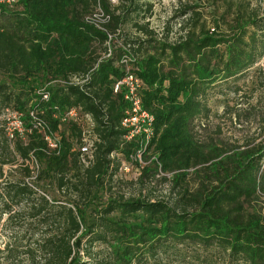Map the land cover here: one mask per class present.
Segmentation results:
<instances>
[{
    "label": "trees",
    "instance_id": "trees-1",
    "mask_svg": "<svg viewBox=\"0 0 264 264\" xmlns=\"http://www.w3.org/2000/svg\"><path fill=\"white\" fill-rule=\"evenodd\" d=\"M109 1L0 6V221L8 217L3 226L12 237L0 247V264H177L184 246L197 249L200 264H264V208L251 211L264 197V144L225 156L212 167L210 187L192 196L186 190L177 206L98 197L111 191L119 156L145 153L142 137L128 141L120 128L127 103L114 94V85L127 68L146 84L142 106L153 116L156 134L165 128L157 149L163 167L209 163L212 157L203 160L191 125L208 118V99L238 94L264 75V9L246 4L227 32H191L175 43L135 25L150 38L118 47L110 35L116 37L143 7L118 0L116 10L122 6L123 13L116 15ZM100 5L111 15L104 30L87 22ZM87 76L81 87L68 85L72 77ZM71 108L96 124L99 141L89 167L82 164L76 126L62 125L56 154L32 118L41 112L57 131L54 116ZM9 112L19 115L21 131L10 128ZM97 245L105 253L94 254Z\"/></svg>",
    "mask_w": 264,
    "mask_h": 264
},
{
    "label": "rangeland",
    "instance_id": "rangeland-1",
    "mask_svg": "<svg viewBox=\"0 0 264 264\" xmlns=\"http://www.w3.org/2000/svg\"><path fill=\"white\" fill-rule=\"evenodd\" d=\"M110 1V11L116 15L122 14V6L116 10L120 5L119 1ZM133 1L142 5L143 10L140 13H133L130 20L119 27L116 37L110 35L111 40L115 38L114 41L118 47H123L122 42L125 40L150 38L138 30L135 25L146 26L149 31L153 32L152 38L175 43L191 32L197 33L201 30L209 31L211 34L227 32L232 17L235 16L234 13L246 4H250L251 8L259 12L264 9V0H224L216 4L210 0ZM129 4L131 1L126 2L124 6L127 7ZM149 5H151L150 11L147 9ZM98 9L105 15H110L106 13L103 5H100L95 12ZM109 17L111 18V15ZM106 24V22L100 21L102 27ZM262 64L264 66V61ZM144 87H146L145 83ZM242 87L238 94H224L208 99L210 111L208 118L195 121L191 125L193 139L198 143L203 160L211 156V162L205 163L204 161L202 164L187 169L169 171L168 168L163 167L157 153L165 128H161L157 134L153 128V134L151 131L148 133L151 140L149 143H145L144 154L137 152L127 159L119 156L122 162L119 172L111 184L112 189L111 191L101 190L98 194L99 201H105L109 197L144 198L177 206L186 190L192 196L209 188L213 177L212 167L215 164L237 150L264 144V75L259 79L250 80ZM143 110L151 115L144 108ZM13 114V112H9L5 117L9 121L11 129L17 128L19 124V117H14ZM41 116L42 113L38 112L32 115V118L38 124L46 123ZM68 131V129L67 131L64 129V132ZM51 132L56 139H59L62 146L60 128L57 131L51 130ZM145 135L143 134V137L146 138ZM223 153L224 155L220 157ZM144 171L145 173H143ZM252 207L251 211L263 209L264 197L258 199ZM7 219L8 217L5 215L0 221V247L3 243L12 240L11 232L3 226ZM100 250L105 253L106 248L97 245L93 248V253ZM180 251L183 258L180 257V263L177 264H200L197 261L195 247L184 246L180 248Z\"/></svg>",
    "mask_w": 264,
    "mask_h": 264
},
{
    "label": "built area",
    "instance_id": "built-area-1",
    "mask_svg": "<svg viewBox=\"0 0 264 264\" xmlns=\"http://www.w3.org/2000/svg\"><path fill=\"white\" fill-rule=\"evenodd\" d=\"M116 2V0H114ZM18 0H0V6L7 9H14ZM97 10V9H96ZM111 20L109 15H105L100 9L95 12L90 18L87 19L88 23L93 24L97 28L104 30L100 21L108 23ZM111 41V37H109ZM110 47V42L108 43ZM111 48V47H110ZM112 50L109 49L108 57L111 55ZM127 63V60H123ZM88 80V76L83 78L72 77L68 81V85L81 87ZM144 89L143 81L129 68L126 70V74L123 78L117 80L114 85V94H121L124 101L127 103V109L125 111V117L121 122L120 128L127 131L126 139L132 141L136 137H142V141L149 143L151 140L148 135L149 131L153 134V116L149 115L143 110L142 106V90ZM47 99V97H46ZM14 117H19L18 114H13ZM54 118L60 120V131L62 125L72 124L78 128L81 132V140L78 145V150L81 153L82 164L85 167H89L94 161V150L96 142L99 141L98 136L95 134L96 124L93 117L89 114H84L79 108H71L64 112H58ZM20 120V118H19ZM41 125V133L44 136L48 148L50 151L59 153L61 144L59 139H56L52 134L51 130L44 124ZM19 131L22 129V123L19 121L18 127L14 128ZM146 134V138L143 137Z\"/></svg>",
    "mask_w": 264,
    "mask_h": 264
}]
</instances>
